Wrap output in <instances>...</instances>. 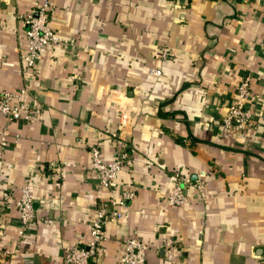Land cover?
Returning <instances> with one entry per match:
<instances>
[{
    "label": "crops",
    "instance_id": "obj_1",
    "mask_svg": "<svg viewBox=\"0 0 264 264\" xmlns=\"http://www.w3.org/2000/svg\"><path fill=\"white\" fill-rule=\"evenodd\" d=\"M40 1L0 0V88L28 86L34 113L0 115V264H66L88 243L113 193L92 167L98 142L107 160L126 150L114 192L135 196L109 218L95 264H125L132 234L147 264H264V0H50L67 41L26 70L24 15ZM246 76L244 103L262 117L226 129ZM184 175L187 200L170 203ZM27 182L36 216L24 227Z\"/></svg>",
    "mask_w": 264,
    "mask_h": 264
},
{
    "label": "built area",
    "instance_id": "obj_2",
    "mask_svg": "<svg viewBox=\"0 0 264 264\" xmlns=\"http://www.w3.org/2000/svg\"><path fill=\"white\" fill-rule=\"evenodd\" d=\"M51 6L50 0H41L35 8L24 15L28 25L26 30L27 46L24 51H21V58L25 62L26 70H32L35 67L38 54L46 45L67 41L50 25ZM153 71L160 74L162 69L158 67ZM29 93L28 86L18 89L0 88V115L10 120L33 119L34 113L29 102ZM251 94V78L246 76L237 87L239 101H233L221 118V125L224 128L244 130L252 128L257 120L259 121L262 117L261 110L246 106L244 103V100ZM0 137L1 144L4 146L7 143V137L3 129L0 130ZM91 156L92 167L99 179L100 186L105 189L112 188L113 193L107 199L108 201L97 209L95 217L89 223L90 240L88 243L86 245L74 244L65 253L66 264H95L94 257L100 250L109 218L122 216L128 201L135 196L133 189H124L119 195L114 192L115 181L128 156L126 150L122 148L113 159L107 160L102 155V144L98 142L92 145ZM186 181H190L189 175L181 176V179L177 181L168 195L170 203L182 204L187 200V191L184 187ZM16 203L23 225L26 227L36 216L34 195L29 182L22 188V193ZM122 243L121 261L125 264H147L146 245L137 234L126 237Z\"/></svg>",
    "mask_w": 264,
    "mask_h": 264
}]
</instances>
